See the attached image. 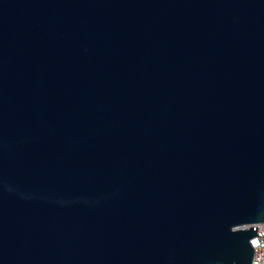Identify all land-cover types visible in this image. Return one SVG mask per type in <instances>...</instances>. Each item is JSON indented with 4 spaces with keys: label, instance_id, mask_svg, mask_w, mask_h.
Returning <instances> with one entry per match:
<instances>
[{
    "label": "water",
    "instance_id": "water-1",
    "mask_svg": "<svg viewBox=\"0 0 264 264\" xmlns=\"http://www.w3.org/2000/svg\"><path fill=\"white\" fill-rule=\"evenodd\" d=\"M264 222V0H0V264H251Z\"/></svg>",
    "mask_w": 264,
    "mask_h": 264
},
{
    "label": "built area",
    "instance_id": "built-area-1",
    "mask_svg": "<svg viewBox=\"0 0 264 264\" xmlns=\"http://www.w3.org/2000/svg\"><path fill=\"white\" fill-rule=\"evenodd\" d=\"M255 228L257 237L249 240L254 251L251 264H264V222L257 224Z\"/></svg>",
    "mask_w": 264,
    "mask_h": 264
}]
</instances>
